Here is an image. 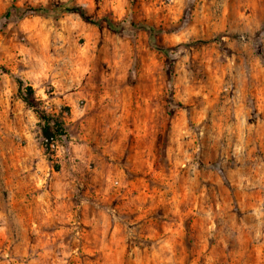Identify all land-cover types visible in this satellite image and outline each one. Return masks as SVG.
<instances>
[{
	"label": "rangeland",
	"instance_id": "1",
	"mask_svg": "<svg viewBox=\"0 0 264 264\" xmlns=\"http://www.w3.org/2000/svg\"><path fill=\"white\" fill-rule=\"evenodd\" d=\"M0 264H264V0H0Z\"/></svg>",
	"mask_w": 264,
	"mask_h": 264
},
{
	"label": "trees",
	"instance_id": "2",
	"mask_svg": "<svg viewBox=\"0 0 264 264\" xmlns=\"http://www.w3.org/2000/svg\"><path fill=\"white\" fill-rule=\"evenodd\" d=\"M61 11H73L78 13L84 20L102 25L106 23L109 28L117 32H122L128 28H140L147 30L150 35H153L156 32L155 27L146 25L143 23H136L129 21L127 19H122L119 21H113L108 17L96 18L87 14V12L81 6H72L67 3H58L53 6H12L9 8L4 16L10 18L13 15L24 17L30 14L43 15V16H53ZM17 82V92L18 96L23 102H25L29 107L33 108L39 115L42 121V135L44 138V146L46 149H50L58 140L61 139V136L65 135V127L61 116L48 113L39 105V101L35 95V90L32 85L27 84L23 79L16 78Z\"/></svg>",
	"mask_w": 264,
	"mask_h": 264
}]
</instances>
